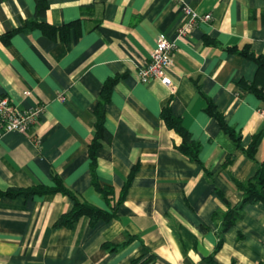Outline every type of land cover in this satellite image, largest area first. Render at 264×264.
Segmentation results:
<instances>
[{
  "label": "crops",
  "instance_id": "obj_1",
  "mask_svg": "<svg viewBox=\"0 0 264 264\" xmlns=\"http://www.w3.org/2000/svg\"><path fill=\"white\" fill-rule=\"evenodd\" d=\"M47 1L39 19L37 0H0V96L20 109L45 107L27 135L0 138V264H135L152 255L155 264H212V257L264 264V203L245 205L226 231L222 220L227 202L243 199L236 182L249 181L264 161V103L239 85L254 81L258 68L238 53L249 46L264 56V0ZM184 5L213 20L178 39ZM32 20L78 25L67 42L39 27L11 36ZM160 35L178 45L174 89L139 80ZM110 79H118L106 107L110 139L101 141L93 170L96 109ZM210 103L240 146L208 113ZM166 107L200 145L199 161L180 151L181 136L162 117ZM255 138L252 159L245 150ZM135 168L108 222L82 217L58 228L73 207L68 196L6 195L53 188L57 176L80 200L111 212Z\"/></svg>",
  "mask_w": 264,
  "mask_h": 264
},
{
  "label": "trees",
  "instance_id": "obj_2",
  "mask_svg": "<svg viewBox=\"0 0 264 264\" xmlns=\"http://www.w3.org/2000/svg\"><path fill=\"white\" fill-rule=\"evenodd\" d=\"M48 8L47 0H37V11L36 15L39 19L45 17ZM78 23L74 22L69 25L63 27H55L45 23H37L35 21H28L25 27L18 28L14 31L12 35L27 32L30 30L39 27L43 30L47 37L50 39L60 38L62 41H68L69 30L77 26ZM240 55L243 57L252 60L257 65V73L254 81H240L239 85L248 90L249 92L254 93L263 103H264V56L256 55L249 46H246L244 49L238 51ZM118 82V79H110L106 82L104 89L101 93V97L99 100L98 107L96 109V137L92 141L90 145V157L93 161V170L95 169V158L98 149L101 147V141L106 140L109 141L110 134L106 130L105 127V116H106V107L109 105L111 101V94L114 86ZM207 111L210 115L214 116L219 122L224 131L230 135V137L236 142L238 146H240V138L236 135L235 131L229 127L221 114H219L216 110V107L210 103ZM162 117L170 130H174L178 133L183 142L180 146V151L188 156L190 159L194 161H199L200 154V145L196 143L192 135L186 129L183 124V121L180 117H177L171 110L170 107H166L162 112ZM257 143L258 139L255 138L248 149L245 150L246 154L255 159L257 153ZM230 160H228L224 165H228ZM136 168L132 172V176H130L126 187L124 188L121 197L118 201H114L112 204L111 212L106 211L104 209L98 208L90 204L89 202L80 200L72 191L67 189L64 183L57 177L54 176V180L56 185L53 188H44L37 187L34 189H11L7 191L6 195L10 197L25 195H47V194H57L61 193L63 195L68 196L73 201V207L70 212L62 215V217L55 224L56 227H67L72 228L82 217H89L91 222L94 224L99 220H104L106 222L111 221L112 219L117 217V212L119 206L123 203L124 198L126 196V191L130 185L131 179L135 173ZM97 186V182H96ZM236 189L242 194V201L237 205H233L228 203V211L223 215V228L224 231L235 226L239 220L243 217V208L247 204H256V203H264V161L260 163L259 169L254 177H252L247 182H236ZM105 196H109L112 193L105 190ZM222 196V195H221ZM223 197V196H222ZM224 198V197H223ZM225 199V198H224ZM156 257L152 255L147 258L143 262H136L135 264H155ZM212 264H215L214 258H211ZM235 264V263H232Z\"/></svg>",
  "mask_w": 264,
  "mask_h": 264
},
{
  "label": "built area",
  "instance_id": "obj_3",
  "mask_svg": "<svg viewBox=\"0 0 264 264\" xmlns=\"http://www.w3.org/2000/svg\"><path fill=\"white\" fill-rule=\"evenodd\" d=\"M184 13L187 17V24L178 31V39L186 36L191 29L198 26L201 22L210 23L213 20L211 14L199 15L194 9L184 5ZM176 41L167 39L160 35L156 39V47L152 52L148 63L139 68L140 82L147 84L154 80L162 81L166 86L174 89L171 71L174 67L173 54L177 51ZM29 95V93H26ZM60 101L65 102L64 96L59 97ZM44 106H35L31 109H20L16 107L8 97L0 96V138L12 132L27 135L39 117L44 113Z\"/></svg>",
  "mask_w": 264,
  "mask_h": 264
}]
</instances>
